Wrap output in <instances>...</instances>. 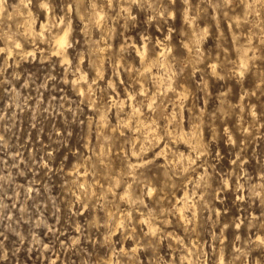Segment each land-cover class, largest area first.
<instances>
[{
    "label": "rangeland",
    "instance_id": "1",
    "mask_svg": "<svg viewBox=\"0 0 264 264\" xmlns=\"http://www.w3.org/2000/svg\"><path fill=\"white\" fill-rule=\"evenodd\" d=\"M0 8V264H264V0Z\"/></svg>",
    "mask_w": 264,
    "mask_h": 264
},
{
    "label": "bare ground",
    "instance_id": "2",
    "mask_svg": "<svg viewBox=\"0 0 264 264\" xmlns=\"http://www.w3.org/2000/svg\"><path fill=\"white\" fill-rule=\"evenodd\" d=\"M20 1H21V0H20ZM80 1H81V0H80ZM127 1H128V0H127ZM131 1H132V0H131ZM123 2H124V1H123ZM20 3H21V2H20ZM78 3H79V2H78ZM76 4H77V1H76ZM24 5H25V4H24ZM122 5H123V4H122ZM15 6H16V5H15ZM17 6H18V5H17ZM19 6H21V5H19ZM127 6H128V4H127ZM21 7H22V6H21ZM23 7H24V6H23ZM126 8H127V7H126ZM0 9H1V8H0ZM25 9H26V8H25ZM25 9H24V10H25ZM93 9H94V8H93ZM20 10H21V9H20ZM28 10H29V9H28ZM22 11H23V10H22ZM79 11H80V10H79ZM93 11H95V10H93ZM14 12H16V11H14ZM25 12H26V10H25ZM25 12H24V13H25ZM97 12L99 13V11H97ZM11 13H12V12H11ZM90 13H91V12H90ZM100 13H101V12H100ZM100 13H99V14H100ZM2 14H3V13H2ZM79 14H80V13H79ZM88 14H89V12H88ZM92 14H93V16H94V13H92ZM95 14H96V13H95ZM13 15H15V14L13 13ZM26 15H27V14H26ZM26 15H24V16H26ZM80 15H81V14H80ZM96 15H97V14H96ZM0 16H1V15H0ZM27 16H29V15H27ZM27 16H26V17H27ZM3 17H4V16H3ZM16 17H17V16H16ZM90 17H91V16H90ZM19 18H20V17H19ZM19 18H18V19H19ZM23 18H24V17H23ZM23 18H21V19H23ZM31 18H32V17H31ZM47 18H48V17H47ZM94 18H95V17H94ZM96 18H97V17H96ZM96 18H95V20H96ZM3 19H4V18H3ZM91 19H92V18H91ZM93 20H94V19H93ZM17 21H19V20H17ZM52 21H53V20H52ZM97 21H99V20H97ZM22 22H23V21H22ZM28 22H29V21H28ZM43 22H44V21H43ZM44 23H46V22H44ZM41 25H42V23H41ZM59 25H60V24H59ZM98 25H99V24H98ZM26 26H28V25H26ZM44 26H45V25L43 24L42 27H44ZM98 27H99V26H98ZM31 28H32V27H31ZM33 28H35V27H33ZM67 28H68V26H67ZM29 29H30V28H29ZM37 29H39V28H37ZM43 29H44V28H43ZM43 29H42V30H43ZM26 30H27V29H26ZM34 30H35V29H34ZM31 31H32V29H31ZM44 31H45V30H44ZM4 33H5V32H4ZM7 33H8V32H7ZM25 33H26V32H25ZM25 33H24L23 35H25ZM27 33H28V32H27ZM27 33H26V34H27ZM35 33H36V32H35ZM43 34H44V33H43ZM55 34H56V31H55ZM3 35H4V34H3ZM39 35H40V34H39ZM53 35H54V34H53ZM27 36L29 37V36H31V35H29V33H28ZM33 36H34V35H32V37H33ZM41 36H42V34H41ZM43 36H44V35H43ZM55 36H56V38H55L53 41H56V43H57V45H58L57 49L59 48V50L62 51V50L65 48V45H66L67 40H68V30L66 29L64 32H62V31H61L60 33L58 32L57 35H55ZM22 37H23V36H22ZM24 37H25V36H24ZM24 37H23V38H24ZM28 37H27V38H28ZM32 37H31V38H32ZM27 38H26V39H27ZM7 39H8V37H7ZM10 39H11V38H10ZM41 39H42V38H41ZM43 39H44V38H43ZM51 39H52V38H51ZM4 40H5V39H4ZM27 40H28V39H27ZM44 40H45V39H44ZM7 41H8V40H7ZM16 41H18V40H16ZM42 41H43V40H42ZM4 43H7V42L5 41ZM18 43H19V42H18ZM30 43H31V42H30ZM19 44H20V43H19ZM8 45H9V43H8ZM11 45H12V44H11ZM12 46H14V44H13ZM20 46H21V45H20ZM22 47H23V46H22ZM142 47H143V46H142ZM4 48H5V47H4ZM13 48H14V47H13ZM23 48H24V47H23ZM159 48H160V47H159ZM7 49H8V48H7ZM7 49H6V50H7ZM53 49H55V47H54ZM119 49H120V48H119ZM142 49H143V48H142ZM243 49H244V48H243ZM9 50H10V49H9ZM9 50H8V51H9ZM11 50H12V49H11ZM28 50H29V49H28ZM30 50H31V49H30ZM32 50H33V49H32ZM164 50H165L164 48H161V50L158 52V58L161 57V56H163V54H164ZM8 51H5V52H8ZM13 51H14V50H13ZM138 51H139V53L141 54V57L143 58V56H144V54H145V52H146V46L144 47L143 50H138ZM10 52H11V51H10ZM10 52H9V53H10ZM21 52H22V51H21ZM55 52H56V51H55ZM64 52H66V51L64 50ZM19 53H20V51H19ZM23 53H24V52H23ZM5 54H6V53H5ZM59 54H60V53H59ZM9 55H10V54H9ZM11 55H12V54H11ZM21 55H22V54H21ZM62 55H63V54H62ZM243 55H244V54H243ZM246 56H247V55H246ZM63 57H64V55H63ZM65 57H66V56H65ZM141 57H140V58H141ZM242 57H243V56H242ZM164 58H165V57H164ZM160 59H161V58H160ZM243 59H244V58H243ZM162 60H163V59H162ZM245 60H246V59H245ZM245 60H244V61H245ZM96 61H98V60H96ZM163 61H164V60H163ZM158 62H160V60H158ZM241 62H243V61H241ZM161 63L163 64L164 62H161ZM161 63H160V64H161ZM245 63H246V62H245ZM158 65H159V64H158ZM97 66H98V65H97ZM97 68H98V67H97ZM99 68H100V67H99ZM145 70H146V69H145ZM147 70H148V69H147ZM151 70H152V69H151ZM153 73H155V72H153ZM82 75H83V74H82ZM151 75H152V74H151ZM154 76H155V75H154ZM157 76H158V75H157ZM155 79H156V78H155ZM162 79H163V78H162ZM77 80H79V79H77ZM74 81H76V80L74 79ZM84 81H85V80H84ZM72 82H73V81H72ZM77 82H78V81H77ZM86 82H87V81H86ZM161 82H162V81H161ZM86 84H88V83H86ZM80 85H81V84H80ZM77 86H78V85H77ZM83 86H85V85H83ZM80 87H81V86H80ZM87 87H88V86H87ZM82 88H83V87H82ZM81 91H82V90H81ZM83 91H84V90H83ZM86 91H87V90H86ZM84 92H85V91H84ZM82 94H84V93H82ZM127 95H128V94H127ZM127 95H126V96H127ZM129 95H130V94H129ZM129 95H128V96H129ZM130 99H131V98H130ZM130 99H129V100H130ZM129 102H130V101H129ZM131 102H132V101H131ZM119 105H122V104H119ZM119 105H118V106H119ZM123 105H124V104H123ZM137 105H138V104H137ZM134 107H135V106H134ZM134 107H132V108L134 109ZM136 107H137V106H136ZM122 108H123V107H122ZM130 110H132V109H130ZM125 111H126V110H125ZM135 112H136V111H135ZM127 115H128V114H127ZM133 116H134V115H133ZM131 117H132V115H131ZM132 118H133V117H132ZM137 118H138V117H137ZM122 119H123V118H122ZM138 119H139V118H138ZM125 120H126V119H125ZM125 120H124V121H125ZM127 120H129V119H127ZM127 120H126V122H127ZM129 121H130V120H129ZM131 121H133V120H131ZM128 123H129V122H128ZM124 124H125V123H124ZM126 124H127V123H126ZM133 124H134V123H133ZM137 124H138V123H137ZM149 125H150V124H149ZM127 126H128V125H127ZM129 126H130V125H129ZM133 126L136 127L137 125H133ZM142 126H143V125H142ZM129 128H130V127H129ZM132 128H133V127H132ZM143 129H144V127H143ZM152 129H153V128H152ZM149 130H151V129H149ZM149 130H148V133L150 132ZM144 131H145V130H144ZM151 131H153V130H151ZM139 132H140V131H139ZM142 133H143V134H142ZM142 133H141L140 135H144V134H145L144 132H142ZM150 133H151V132H150ZM154 133H155V131H154ZM151 134H152V133H151ZM144 136H145V135H144ZM146 136H147V135H146ZM154 136H155V135H154ZM156 136H157V135H156ZM184 136H185V135H184ZM189 136H190V135H189ZM190 137H191V136H190ZM181 138H183V137H181ZM185 138H186V137H185ZM190 139H191V138H189V141H191ZM194 139H195V138H194ZM194 139H193V140H194ZM147 140H148V139H147ZM143 141H145V140H143ZM153 141H154V140H153ZM153 141H152V142H153ZM187 141H188V140H187ZM187 141H186V142H187ZM199 142H200V141H199ZM141 143H142V142H141ZM146 143H147V142H146ZM190 143H191V142H190ZM143 144H144V142H143ZM149 144H150V143H149ZM144 145H146V144H144ZM190 146H191V145H190ZM141 147H143V146H141ZM188 147H189V146H188ZM200 147H201V145H200ZM144 148H145V147H144ZM144 148H143V149H144ZM189 148H190V147H189ZM191 148H193V145H192ZM201 148H202V147H201ZM193 149H194V148H193ZM140 150H141V149H140ZM190 150H192V149H190ZM135 151H137V150H135ZM141 152H142V151H141ZM141 152H140V153H141ZM180 152H181V151H180ZM194 152H195V151H194ZM136 153H137V152H136ZM197 153H198V152H197ZM137 154H138V153H137ZM186 154H188V153H186ZM138 155H139V154H138ZM177 155H178V154H177ZM181 155H182V153H181ZM183 156H184V155H183ZM132 157H134V156H132ZM135 157H136V156H135ZM181 157H182V156H181ZM181 157H180V158H181ZM187 157H188V156H187ZM182 158H183V157H182ZM174 159H177V158H174ZM191 159H192V158H191ZM181 160H182V159H181ZM192 160H193V159H192ZM186 161H188V160H186ZM189 161H190V159H189ZM131 162H132V161H131ZM134 162L136 163V161H134ZM138 162H139V161H138ZM178 162H179V161H178ZM181 162H182V161H181ZM135 163H134V164H135ZM193 163H194V162H193ZM131 164H132V163H131ZM136 164H137V163H136ZM138 164H139V163H138ZM177 164H178V163H177ZM180 164H181V163H180ZM180 164H179L178 166H180ZM186 164H187V163H186ZM181 165H182V164H181ZM183 165H184V164H183ZM191 165H192V164H191ZM130 166H131V165H130ZM128 167H129V166H128ZM190 167H191V166H190ZM178 168H179V167H178ZM180 168H181V166H180ZM129 169H130V168H129ZM132 170L134 171L135 169H132ZM182 170H183V169H182ZM127 171H128V170H127ZM129 171H130V170H129ZM133 171H132L131 173H133ZM134 172H135V171H134ZM182 172H183V171H182ZM183 174H184V173H183ZM134 176H135V175H134ZM197 181H198V180H197ZM127 184H128V183H127ZM125 185H126V184H125ZM129 185H130V184H129ZM126 186H127V185H126ZM124 187H125V186H124ZM128 190H129V189H128ZM108 191H109V190H108ZM124 191H125V190H124ZM113 192H114V191H113ZM126 192H127V191H126ZM126 192H125V193H126ZM107 193H109V192H107ZM119 193H120V192H119ZM125 193H124V194H125ZM187 193H188V192H187ZM127 194H128V193H127ZM125 195H126V194H125ZM184 195H185V194H184ZM105 196H106V193H105ZM126 196H127V195H126ZM131 196H132V195H131ZM187 196H188V195L186 194L185 197H187ZM181 197H182V196H181ZM187 199H188V198H187ZM126 200H127V199H126ZM127 201H128V200H127ZM125 203H126V202H125ZM184 204H185V202H183L182 206L179 208V210H180V214H181V217H182V218L184 217V216H183V212H185V211H182V209H183V205H184ZM186 204H187V202H186ZM186 204H185V206H186ZM188 204H189V203H188ZM191 204H192V203H190V205H191ZM187 206H188V205H187ZM187 206H186V207H187ZM186 209H187V208H186ZM186 209H185V210H186ZM178 212H179V211H178ZM154 215H155V214H154ZM149 217H150V216H149ZM149 217H148V219H149ZM153 217H154V216H153ZM155 217H157V216H155ZM159 218H160V217H159ZM182 218H181V219H182ZM185 218H186V217H185ZM153 219H154V218H153ZM157 219H158V218H157ZM158 220H160V219H158ZM183 220H185V219H183ZM114 221H115V220H114ZM148 221H149V220H148ZM150 221H151V220H150ZM155 221H156V220H155ZM151 222H152V221H151ZM153 222H154V220H153ZM147 223H148V222H147ZM149 223H150V222H149ZM155 224H156V223H155ZM148 225H149V224H148ZM152 225H154V224H152ZM149 227H150V225L148 226V228H149ZM154 228H156V227H154ZM152 230H153V229H152ZM262 240H263V239H262ZM262 240H261V241H262ZM182 241H183V240H182ZM188 242H189V241H188ZM259 242H260V241H259ZM184 243H185V242H184ZM263 243H264V241H263ZM263 243H262V244H263ZM191 244H192V243H191ZM191 244H190V245H191ZM187 246H189V245H187ZM189 249H191V248H189ZM191 250H192V249H191ZM193 250H194V249H193ZM189 251H190V250H189ZM194 253H195V252H194ZM190 254H191V251H190ZM183 256H186V255H183ZM192 256H193V255H192ZM188 258H189V257H188ZM223 258H224V257H223ZM191 259H192V258H191ZM219 262H220V261H219ZM222 262H223V259H222ZM222 262H221V263H222ZM188 263H189V262H188ZM192 263H193V262H192ZM207 263H208V262H207ZM224 263H225V262H224ZM230 263H231V262H230Z\"/></svg>",
    "mask_w": 264,
    "mask_h": 264
}]
</instances>
